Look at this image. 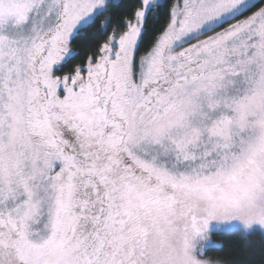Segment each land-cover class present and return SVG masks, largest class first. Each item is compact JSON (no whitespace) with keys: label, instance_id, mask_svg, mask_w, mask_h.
<instances>
[{"label":"snow or ice","instance_id":"1","mask_svg":"<svg viewBox=\"0 0 264 264\" xmlns=\"http://www.w3.org/2000/svg\"><path fill=\"white\" fill-rule=\"evenodd\" d=\"M0 264H264V0H0Z\"/></svg>","mask_w":264,"mask_h":264},{"label":"trees","instance_id":"2","mask_svg":"<svg viewBox=\"0 0 264 264\" xmlns=\"http://www.w3.org/2000/svg\"><path fill=\"white\" fill-rule=\"evenodd\" d=\"M162 22V21H161Z\"/></svg>","mask_w":264,"mask_h":264}]
</instances>
